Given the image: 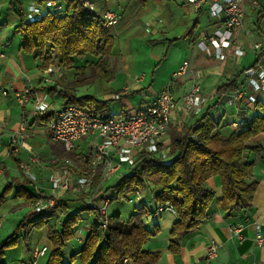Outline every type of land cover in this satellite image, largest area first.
I'll return each mask as SVG.
<instances>
[{
  "label": "crops",
  "instance_id": "1",
  "mask_svg": "<svg viewBox=\"0 0 264 264\" xmlns=\"http://www.w3.org/2000/svg\"><path fill=\"white\" fill-rule=\"evenodd\" d=\"M19 1L26 12L28 4L35 0ZM114 1L116 2L96 0L98 8L110 7L118 16L117 23L109 29L114 40L110 55L103 57L97 65V57L85 56L73 57L71 66H62L57 65L56 53L51 48L46 47V55L26 53L18 49L21 34L15 29L18 21L16 8L9 3L10 0H0V193L11 183L10 192L0 202V241L14 233L16 225L24 216L35 212L32 201L26 199L29 195L35 200L41 192L45 197L55 196L56 200L60 201L59 205L55 203L45 211L48 213V225L54 227H58L59 221L83 205L79 198H74L68 191L56 193L51 190L48 177L56 173L58 168L53 164L60 157L57 147L60 146V150L63 147L52 140L48 121L37 118L30 104L18 103L16 92L22 88H31L33 97L43 98L51 109H57L63 104V98L52 90L49 92L51 88H68L72 81L84 77H92L86 80L92 83L109 79V84L95 88L91 93H81L80 87L77 86L73 92L77 96L91 94L107 103L111 100L119 101L120 108L117 110L107 104L109 114L117 116L128 109L144 107L166 86L176 98L188 92L193 84L200 85L203 95L214 96L217 85L230 80L239 71L255 64L264 68V55L255 61L257 54L264 48V16H261L259 21L260 30L255 25L260 4L264 5L262 0H259V6H253L251 0H244V20L237 30L244 55L236 57L229 52V56L223 60L215 57L212 46L202 35L223 29V25L211 17L206 5L195 10L187 0ZM114 5L119 9H115ZM193 24H196L193 33L185 36ZM136 42L145 44L146 54L142 48L135 45ZM255 44L259 47L255 48ZM248 51L253 52L255 56L253 61L249 59L247 64H243ZM45 56L55 58L47 67L44 66ZM186 60L189 62L188 67L184 72L176 74L179 66ZM48 70L49 73H46ZM116 78L118 82L114 81ZM238 82H241L239 89H242L245 86L242 72ZM124 87H127L128 93L114 99L113 94ZM231 93L233 92L225 93L222 103L212 110L216 116H221L222 123L230 124L221 129L225 135L232 131L238 133L245 128L242 125L243 118L237 115L238 107L244 106L246 117L257 113L253 103L229 100ZM261 97L264 100V95ZM57 103L60 105L55 107ZM193 119L187 117L182 120L178 117L170 128L178 127L183 121L191 122ZM236 123L242 126L237 128ZM15 135H18L23 146H14L12 136ZM95 142L96 138L92 134L86 135L75 142L72 151L86 160ZM164 142L170 144L168 134ZM249 142L258 146V150L247 153L248 161L252 162L253 178L257 182L251 205L241 210L220 209L216 203L221 197L220 179L218 175L208 177L205 184L214 192L208 215L198 228L184 233L179 238L178 252L169 251L170 229L178 216L173 209H159L152 193L140 192L141 196L137 197L136 193L132 192L128 202H137L139 205L133 206L124 216L119 210L112 211L119 213L121 219L126 220L135 208L144 206L148 209V213L142 216L143 225L151 232L155 227L158 230L146 239L142 250L158 255L154 264H264V240L261 244L255 240L257 230L264 239V132L250 137ZM22 162L29 164L34 181H30L24 174L20 165ZM113 162L117 163L116 158ZM124 165L126 164H119L114 175ZM63 167L64 164L59 170ZM83 170L84 168L78 171ZM123 174L124 172L120 175ZM78 175L80 174L76 173L74 177ZM109 181L114 183L111 179H100L96 188L93 187L98 196L93 203L94 207L102 203L101 199L105 194L112 193L111 189L104 191ZM101 190L102 192H99ZM90 199H87V202L92 200ZM82 200L85 205L86 199ZM92 212L96 213L94 210ZM94 216L95 218H88L85 211L80 212L78 223L72 227L73 236L62 248V260L66 264H93L92 259L82 263L79 251L84 245L88 226L97 217L96 214ZM35 217L33 214L31 219ZM16 236V245L3 252L2 259L5 264L47 263L52 249L47 239V226L31 229L25 239L22 238L21 230ZM25 240L28 247L25 246ZM102 241L101 233L100 243ZM211 244L216 246V256L213 258L207 255ZM42 248L44 254L33 258V252ZM71 255H75V259L70 260Z\"/></svg>",
  "mask_w": 264,
  "mask_h": 264
},
{
  "label": "trees",
  "instance_id": "2",
  "mask_svg": "<svg viewBox=\"0 0 264 264\" xmlns=\"http://www.w3.org/2000/svg\"><path fill=\"white\" fill-rule=\"evenodd\" d=\"M9 3L16 8L18 21L15 29L21 34L18 48L20 51L42 55L45 54L46 47L51 48L56 53L57 65L62 66H71L73 57L85 56L97 57V65L103 57L110 55L114 40L109 30L111 27L104 24L101 12L106 8L114 11L112 8L102 7L99 11L95 3V9L91 10L78 0H64L65 9L62 12L47 10L30 19L19 0H10ZM261 16H264V5L260 4L255 23L258 30ZM195 26L196 24H193L185 36H190ZM262 55L264 48L257 54L255 61ZM54 59L45 56L44 66L53 63ZM241 72L243 73L239 71L230 80L217 85L213 98L203 104L199 113L190 116L194 118L193 121H183L178 127L170 128V145L165 158L156 153L141 151L136 162L129 167V171L105 187L104 191L111 189L112 193L105 194L101 199L102 203L105 199L108 203L114 200L128 201L130 194L135 190L146 194L148 190L152 191L158 207L168 203L170 209L178 216L170 229L171 253L178 252L179 238L184 233L198 228L208 215L214 199V192L205 184L208 177L218 175L220 179L221 197L216 200L220 209L241 210L252 203L257 182L253 178L252 162L248 161L247 153L258 150V146L249 142L250 137L264 132V100L261 97L264 94L256 96L253 106L257 113L252 117H246L243 105L238 107L237 115L243 118L242 125L245 126L238 133L232 131L227 135L223 134L221 129L229 123H222L221 116H216L212 111L222 103V96L225 93L239 90L241 82H238V77ZM87 79L84 77L75 80L76 82H72L68 88L58 90L51 88L49 92L52 90L59 94L63 98V104L85 107L92 115L112 116L109 114L107 101L99 100L91 94L82 96L74 94V88ZM117 92L119 91L115 93ZM37 118L48 121V116ZM242 125L236 123L237 128ZM93 175V183L98 184L102 176L101 168L98 167ZM10 187L11 183L3 188L0 202L10 192ZM26 199L33 201L34 197L29 195ZM81 201L83 205L59 221L58 227L48 225V213H45L48 208L24 216L16 225L14 233L0 241V264H5L2 259L4 250L16 245L18 238L16 233L19 230L25 239L31 229L43 226H47V239L52 246L46 264H66L62 260V248L72 238V227L78 223L80 212L88 210L96 211L97 217L88 226L84 245L79 251L82 263L89 259L93 260V264L156 262L158 258L156 253L142 250L146 239L158 230L155 227L151 232L144 227L142 216L148 213L147 208L144 206L135 208L128 219L123 220L119 213L110 215L101 213L98 210L99 206H93L92 200L90 202L85 200V205L84 200ZM57 203L59 205L60 201ZM33 214L36 217L31 219ZM102 219L106 221L105 228L101 227ZM101 233L103 241L100 243ZM25 246L28 247L26 240ZM73 259L75 255L70 256V260Z\"/></svg>",
  "mask_w": 264,
  "mask_h": 264
},
{
  "label": "built area",
  "instance_id": "3",
  "mask_svg": "<svg viewBox=\"0 0 264 264\" xmlns=\"http://www.w3.org/2000/svg\"><path fill=\"white\" fill-rule=\"evenodd\" d=\"M84 6L91 10L95 9L92 0H79ZM253 6H259V0H251ZM195 10L206 5L212 18L223 25L222 30L202 34L205 41L212 46L216 58L223 60L229 56V52L236 57L244 55L241 41L237 37V30L244 20V0H187ZM65 9L64 0H45L43 2L33 1L26 7V15L32 18L47 10L62 12ZM104 24L108 27L115 25L118 16L114 11L106 8L101 12ZM255 48L259 45L255 44ZM189 62L183 61L176 74H180L188 67ZM49 73L48 71H45ZM245 86L233 92L229 100L237 102L245 101L253 103L257 94H264V68L255 64L243 70ZM128 93L127 87L113 94L114 99H119ZM20 105H31L33 114L37 116H48V125L53 141L58 142L66 151L73 149L75 142L89 134L96 138L95 145L86 159V168L80 175L75 176L74 164L65 160L68 165L56 171L48 177L50 188L53 192L83 191L91 189L92 176L98 167L101 168V180H110L119 164L133 165L141 151L156 153L162 158L167 156L169 143L165 144V136L177 118L182 120L194 116L200 112L203 104L211 100L213 96L203 95L199 84H193L188 92L179 98L171 93L168 86L161 89L148 101L144 107L126 110L117 116L104 117L92 115L85 107L75 104H62L57 109H51L49 104L39 97H33L31 88L24 87L16 92ZM13 142L21 143L18 135L12 138ZM116 158L117 163L113 162ZM24 174L30 181H34V175L30 171L28 163H21ZM69 166V167H68ZM40 192V191H38ZM137 197L140 192L135 190ZM55 196L45 197L41 192L32 201L35 212H40L53 206ZM108 200H103L98 210L105 213ZM170 209L168 203L160 206ZM101 227L105 228L106 221L101 220ZM255 240L262 243V236L257 230ZM44 248L35 250L33 258L42 256ZM207 255L210 258L216 256V246L208 247ZM125 261V260H124Z\"/></svg>",
  "mask_w": 264,
  "mask_h": 264
},
{
  "label": "rangeland",
  "instance_id": "4",
  "mask_svg": "<svg viewBox=\"0 0 264 264\" xmlns=\"http://www.w3.org/2000/svg\"><path fill=\"white\" fill-rule=\"evenodd\" d=\"M35 1H38V0H35ZM34 1V2H35ZM79 1V0H78ZM113 2H116V1H114V0H112ZM93 2H94V4L96 3V0H93ZM96 5V4H95ZM99 6H97V8H98ZM114 8L115 9H119L118 7H116L115 5H114ZM100 9L101 8H98V10L100 11ZM115 12V11H114ZM116 13V12H115ZM117 15V14H116ZM247 21V20H246ZM249 24H251V23H249ZM251 25H253V24H251ZM261 33V32H260ZM141 44V45H140ZM140 44H138V42H136L135 43V45L136 46H138V47H140V48H142V51L146 54V51L144 50V47H145V44H142V43H140ZM49 46V45H48ZM248 53V56L245 58V60H244V63L243 64H247L248 63V61L247 60H249L250 59V61L252 60L253 61V57L255 56L254 54H253V52H251V51H248L247 52ZM242 66V65H241ZM241 66H238L239 68L241 67ZM106 77V76H105ZM88 79H92V77H90V78H88ZM115 82H118V78H116L115 80H114ZM72 82H74V81H72ZM72 82L70 83V84H72ZM76 82V81H75ZM74 82V83H75ZM114 83V82H113ZM107 84H109V79L107 80V81H101V80H98V81H96V83H92V81H85V82H81V83H79L78 85H77V87H80V92L81 93H91L95 88L97 89L98 87H101V86H106ZM108 103L110 104V106L112 107V109H115V110H117V109H119L120 108V105L118 104L119 103V101H116V100H111V101H108ZM59 103H57L56 104V106L55 107H57V106H59L58 105ZM168 135L170 136V128H169V130H168ZM12 137H14V136H12ZM87 140V139H86ZM14 143V146L15 145H18V146H23L24 144H22V142L20 143H17V142H13ZM59 147L60 146H58L57 147V150H58V154L60 155V157H58L57 159H56V163L55 164H53L54 166L56 165V167L58 168L57 169V171H59V168L61 167V165L62 164H64V166L66 165H68L67 163H65L66 161V159L69 161V162H71L72 164H74V166L76 167L75 168V170H80V169H82V168H84L85 169V167H86V160H84L83 158H80L78 155H75V153H74V151H69V152H67L64 148V150L63 149H59ZM65 151V152H64ZM89 156H90V154H89ZM88 156V157H89ZM60 163H61V165H60ZM59 165H60V167H59ZM80 165V166H79ZM69 167V166H68ZM130 166H127V165H124V166H121L120 168H119V171L116 173V175H120L121 173H125V172H128L129 171V168ZM76 173H78V174H80V171H78V172H76ZM116 175H112L113 177H112V179H111V181L112 182H116L118 179H119V177L121 176H116ZM93 180H94V175L92 176V181H91V186H94L95 188H96V185L97 184H94L93 183ZM109 183H111L110 181H109ZM108 183V184H109ZM95 188H93V187H91V189L90 190H88V191H86V192H83V191H77V192H72V191H68L69 193H70V195H72L74 198H79V200H82V199H89V198H91L92 199V202L94 203L95 201H96V198L98 197L97 196V191H96V189ZM99 192H102V190L101 191H99ZM98 192V193H99ZM152 192V191H151ZM151 192H150V190H148V194H151ZM145 197L147 198V195L145 194ZM11 202V201H10ZM58 201L55 199L54 200V203H53V206L55 205V203H57ZM32 204V203H31ZM138 206L139 205V203H137V202H128V201H125L124 203L122 202V201H119V200H114V201H111L110 202V204H109V206L107 207V210H106V212H105V214L106 215H110V214H112L113 212L112 211H115V210H119V211H121L123 214V216L126 214V212L128 211V210H130L131 208H133V206ZM53 206H50V207H47V208H52ZM32 208H33V206H32ZM33 210H34V208H33ZM86 212V214H87V216H88V218H95V214L91 211V210H88V211H85ZM96 212V211H95ZM87 218V217H86ZM128 219V218H127ZM88 220V219H87ZM86 220V221H87ZM124 220V219H123ZM10 221V219H8V222Z\"/></svg>",
  "mask_w": 264,
  "mask_h": 264
}]
</instances>
